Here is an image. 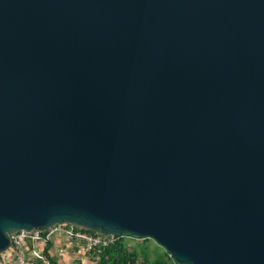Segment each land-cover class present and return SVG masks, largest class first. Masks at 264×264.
Here are the masks:
<instances>
[{
	"label": "water",
	"instance_id": "95a60500",
	"mask_svg": "<svg viewBox=\"0 0 264 264\" xmlns=\"http://www.w3.org/2000/svg\"><path fill=\"white\" fill-rule=\"evenodd\" d=\"M63 223L264 264V0H0V255Z\"/></svg>",
	"mask_w": 264,
	"mask_h": 264
},
{
	"label": "built area",
	"instance_id": "2783aa9c",
	"mask_svg": "<svg viewBox=\"0 0 264 264\" xmlns=\"http://www.w3.org/2000/svg\"><path fill=\"white\" fill-rule=\"evenodd\" d=\"M87 230L74 224L63 223L52 225L42 231L38 229L18 231L10 235L11 246L0 255V264H30L31 258L47 262L43 256V247L46 243L58 238H62L68 245H77L87 253L94 255L99 254L103 247L116 241L114 235ZM125 236L128 238L127 241L131 239L139 243L144 240L130 235Z\"/></svg>",
	"mask_w": 264,
	"mask_h": 264
},
{
	"label": "trees",
	"instance_id": "16d2710c",
	"mask_svg": "<svg viewBox=\"0 0 264 264\" xmlns=\"http://www.w3.org/2000/svg\"><path fill=\"white\" fill-rule=\"evenodd\" d=\"M125 238V235L116 236V241L103 247L99 254L89 253L90 264H178L166 251L163 255L157 254L156 259L151 261L150 248L147 244V240L150 239H144L137 245L130 247ZM52 245V242L46 243L43 247V256L48 264H59L57 258L50 254ZM38 262L43 263V260L31 258L29 261L30 264H38Z\"/></svg>",
	"mask_w": 264,
	"mask_h": 264
},
{
	"label": "crops",
	"instance_id": "0c3cea01",
	"mask_svg": "<svg viewBox=\"0 0 264 264\" xmlns=\"http://www.w3.org/2000/svg\"><path fill=\"white\" fill-rule=\"evenodd\" d=\"M50 254L53 257H58L59 264H90V254L81 249L79 246L71 244L68 245L62 238H58L52 242ZM38 264H42L39 263ZM43 264H48L43 262Z\"/></svg>",
	"mask_w": 264,
	"mask_h": 264
},
{
	"label": "rangeland",
	"instance_id": "374dc122",
	"mask_svg": "<svg viewBox=\"0 0 264 264\" xmlns=\"http://www.w3.org/2000/svg\"><path fill=\"white\" fill-rule=\"evenodd\" d=\"M126 239H128V238H125V240ZM147 241H148V243H147L148 247L150 248V259H151V261L156 259L157 254L158 255L164 254L165 250L161 246H158V244L154 240L150 239ZM127 243L129 244L130 247H133V246L138 244L137 242H135L134 240H131V239H129V241H127ZM55 258H57V260H59L58 257H55ZM76 264H82V263L80 262V263H76Z\"/></svg>",
	"mask_w": 264,
	"mask_h": 264
}]
</instances>
